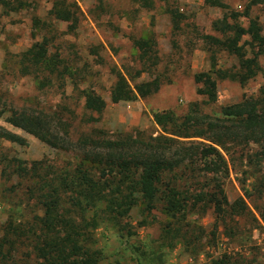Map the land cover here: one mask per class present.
<instances>
[{"label":"rangeland","instance_id":"obj_1","mask_svg":"<svg viewBox=\"0 0 264 264\" xmlns=\"http://www.w3.org/2000/svg\"><path fill=\"white\" fill-rule=\"evenodd\" d=\"M52 1L0 0V110H4L0 127L25 140L24 145H19L0 139V239L8 233L13 245L12 248L7 245L5 251L9 249L16 259L34 257L35 218L44 214L39 197L45 190H41L42 185L46 181L57 184L65 176L73 177L81 171L82 163L73 153L53 149L6 123L10 106L20 108L28 102L37 103L35 107L40 111L57 113L60 120L72 125L69 136L73 140L90 135L94 129L113 139L134 129L157 135L160 130L153 121L154 112L172 111L182 116L197 102L205 113L212 114L221 106L260 96L264 91V55L257 57L259 70L245 84L229 77L217 79V70L230 74L239 71V62L212 40L224 38L214 30L216 20L231 11L242 13L247 8L264 34V3L253 6L251 0H220L227 6L223 10L204 0H68L78 14V25L70 33L65 23L48 14ZM144 3L151 5L147 7ZM171 11L180 14L176 23ZM35 17L55 31L49 55L63 58L69 71L81 70L84 80L75 84L66 71L63 81L55 73L49 76L43 73L38 79L17 73V55L40 41L44 34L34 27ZM239 23L247 27L249 19L241 17ZM136 40L146 41L147 61L140 58ZM243 41L250 39L244 37ZM245 49L251 56V47L246 44ZM141 69L144 72L131 84L157 78L158 91L144 99L112 103L109 93L116 73L134 74ZM201 72L210 73L216 81L214 104H208L206 97L198 94L200 87L194 75ZM40 81L47 85L39 88ZM86 92L99 95L106 102L96 122L80 121L86 112ZM261 150L257 145L237 147L232 159L227 158L229 174L224 184L227 198L231 202L242 198L247 206L244 216L229 223L231 231L234 228L233 233L230 231L232 235L223 233L220 224L214 230L216 220L211 210L199 215L200 218L187 214V222L202 224L204 228V234H198L196 251L191 252L192 245L187 246L173 231L168 234L170 218L159 203L150 214L138 205L124 217H105L95 228L88 225L90 236L86 244H94L99 264H264V222L259 215H264V161L250 164L253 157H248ZM197 175L185 171L176 176L186 177L184 182L190 184L200 179Z\"/></svg>","mask_w":264,"mask_h":264},{"label":"trees","instance_id":"obj_2","mask_svg":"<svg viewBox=\"0 0 264 264\" xmlns=\"http://www.w3.org/2000/svg\"><path fill=\"white\" fill-rule=\"evenodd\" d=\"M204 1L223 10L227 8L220 0ZM18 3L23 5L20 1ZM260 3L264 0H251L253 6ZM144 5L149 7L151 4ZM170 13L176 23L180 14ZM48 14L65 23L70 33L78 25V14L68 0H53ZM241 17L249 19L247 27L239 23ZM33 25L43 30L44 34L40 41L17 55V73L33 79H38L43 73L47 76L55 73V77L63 81L66 71L75 84L77 80H84L81 70L69 71L70 67L65 65L63 58L49 55V44L55 37L52 26L38 17L33 18ZM213 27L224 37L222 40L212 38L213 42L236 56L239 62V71L233 74L217 70V79L229 77L245 84L259 70L257 57L264 55V34L260 23L250 18L247 8L242 13L231 11L216 20ZM244 37L250 41H243ZM134 44L140 50V58L147 61L146 41L136 40ZM246 44L251 47V56L247 54ZM143 72V69L136 70L134 74L117 72L109 93L110 101H134L157 92L160 87L157 78L131 84ZM194 81L200 87L198 94L206 97L208 104L217 102L216 81L210 73H198L194 75ZM46 85L43 81L38 82L39 88ZM84 97L86 112L80 121H98L106 107L105 100L92 92H86ZM36 105L28 102L25 107L10 106L5 122L53 149L73 153L81 160L82 169L73 177L60 178L57 184L46 181L42 185L41 190H45L39 197L44 214L35 218L37 224L33 235L37 236L32 247L34 257H12L9 249L5 251L7 245L10 248L13 245L6 233L0 239V264H99L94 244H86L90 236L88 225L95 228L98 221L105 217H124L138 205L150 214L161 203L163 213L170 218L168 234L173 231L187 246L192 245L191 252L196 251L200 238L198 234H204V228L202 224L187 222V214H196L200 218L199 215L211 210L216 220L214 230L220 224L224 228L223 233L230 235L234 228L231 231L229 223L246 213L247 206L242 198L232 202L227 198L224 188L229 174L227 158L232 159L237 147L257 145L262 150L248 154V157H253L250 164L264 161L263 90L260 96L245 97L239 103L219 107L212 114L205 113L197 102L182 116L172 111L154 112L153 121L160 130L157 135L134 129L113 139L94 129L90 135L73 140L69 136L70 123L60 120L61 116L57 113L40 111ZM3 113L4 110H0V117ZM195 138L201 141L192 140ZM0 139L25 144L21 136L2 127ZM185 171L197 172L200 179L187 184L184 182L186 177L177 178L178 172ZM259 215L264 222V215ZM13 232L15 237L18 236L15 230Z\"/></svg>","mask_w":264,"mask_h":264}]
</instances>
